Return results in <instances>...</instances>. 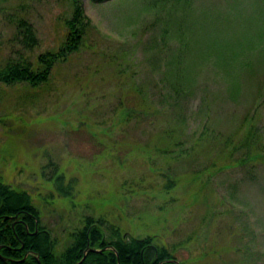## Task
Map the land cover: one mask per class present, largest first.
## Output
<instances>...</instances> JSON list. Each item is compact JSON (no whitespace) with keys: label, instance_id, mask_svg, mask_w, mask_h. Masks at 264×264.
<instances>
[{"label":"rangeland","instance_id":"1","mask_svg":"<svg viewBox=\"0 0 264 264\" xmlns=\"http://www.w3.org/2000/svg\"><path fill=\"white\" fill-rule=\"evenodd\" d=\"M80 3L79 47L46 81H0V179L30 194L57 251L92 215L155 234L181 264H264V165L252 175L244 148L221 150L249 123L264 142V0ZM72 7L0 0V62L57 50ZM168 127L188 155L148 144Z\"/></svg>","mask_w":264,"mask_h":264},{"label":"trees","instance_id":"2","mask_svg":"<svg viewBox=\"0 0 264 264\" xmlns=\"http://www.w3.org/2000/svg\"><path fill=\"white\" fill-rule=\"evenodd\" d=\"M71 4L73 6L71 15L65 19L66 36L60 47L55 51L39 53L36 64L22 56L9 57L3 63L0 62L1 82L10 84L26 81L36 86L47 80L54 61L63 59L69 52L79 47L88 19L80 0H71ZM15 25L23 37L24 44L33 45L35 36L32 24L21 17L15 20ZM181 90L182 87L177 90V94L181 93ZM125 114H128L127 110ZM173 130H175L173 127L159 130L160 133L156 137H151L153 142L148 144H151L158 153H173L171 156L175 158L188 155L192 148L185 147L182 135L180 133L174 135ZM167 136L171 137L169 141ZM161 140L171 142L169 145L167 142L160 144ZM174 145L179 147H173ZM224 147L230 154L239 148H244L246 155L238 157L236 161L240 165L243 162L246 163L244 165H251L252 175L259 165H264V142L254 131L252 123H249L248 127L243 129L241 136L236 139L233 134L226 136L221 150H225ZM198 174L199 172H194L189 176L193 180ZM167 176L162 186L166 191L179 181L176 173L168 172ZM59 186L63 194L69 192L67 189L69 185L64 186L59 183ZM121 227L106 222L101 216L95 218L92 215H85L81 225L72 231L71 242L57 251L55 239L50 229L41 223L39 210L32 203L30 194L23 188L12 186L0 179V264L182 263L155 234L135 235L129 231H122ZM88 246L91 248L84 251Z\"/></svg>","mask_w":264,"mask_h":264},{"label":"water","instance_id":"3","mask_svg":"<svg viewBox=\"0 0 264 264\" xmlns=\"http://www.w3.org/2000/svg\"><path fill=\"white\" fill-rule=\"evenodd\" d=\"M89 248H91V247H89V246H88V247H86V249H85L84 251H86V250H87V249H89Z\"/></svg>","mask_w":264,"mask_h":264},{"label":"flooded vegetation","instance_id":"4","mask_svg":"<svg viewBox=\"0 0 264 264\" xmlns=\"http://www.w3.org/2000/svg\"><path fill=\"white\" fill-rule=\"evenodd\" d=\"M12 216V215H11Z\"/></svg>","mask_w":264,"mask_h":264}]
</instances>
